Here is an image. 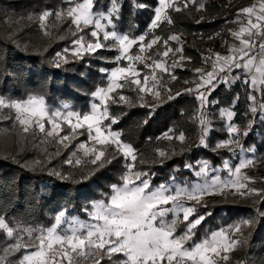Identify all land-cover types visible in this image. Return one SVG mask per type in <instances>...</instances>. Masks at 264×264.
I'll list each match as a JSON object with an SVG mask.
<instances>
[{
	"label": "trees",
	"instance_id": "1",
	"mask_svg": "<svg viewBox=\"0 0 264 264\" xmlns=\"http://www.w3.org/2000/svg\"><path fill=\"white\" fill-rule=\"evenodd\" d=\"M81 1L0 0V98L9 102L34 96L42 98L49 109L67 104L80 114L90 111L94 93L107 82L108 73L101 69L108 70L120 62L116 61L117 48L112 44H105L107 47L95 52L78 51L79 55L77 51H68L73 48V41L87 30L77 28L66 14L59 20L55 16ZM116 4L118 12L112 14L111 26L118 33L131 37L146 34L148 38L162 40L173 33L187 36L188 41L182 43L183 67L174 69L178 81L195 76L196 71L190 68L201 65V51L210 35L230 19L218 0H194L186 8L179 5L180 11L168 8L165 15L172 22L168 23L163 16L153 29L151 22L158 0H116ZM140 4L145 7H139ZM93 5V12H109L112 8L111 0H93ZM45 12L50 15L41 20ZM57 62L60 67H55ZM214 84L215 89L208 93L204 108L229 107L235 101L234 120L242 124L245 93L240 92V85L235 82L226 87L217 81ZM122 90L130 96L129 101H120L114 94L107 103L108 117L104 125L135 150L133 169L147 173L141 179H147L150 186L173 178L180 183H190L196 177L195 170L200 168V160L205 159L210 169L223 166L224 159H230V150L216 144L228 135L222 121L214 120L216 126L205 138L207 146H202L205 123L202 124L201 115L205 109L199 107L194 92L181 91L177 95L171 90L154 106L138 102L137 93ZM257 96L258 108L253 112L251 127L241 147L248 150L254 146L260 152L264 150V110L261 109L264 85L260 86ZM181 134L182 142L178 139ZM45 142L41 131L24 132L17 127L12 108L0 107V218L8 226L46 228L61 211L67 217L88 219L93 202L108 200L111 185L121 184L126 163H133L131 159L126 160L115 145L108 144L103 150L110 162L97 170L90 159H82L77 164L68 156L69 151L74 150L75 139L57 136L48 144ZM160 151L165 152L166 157H161ZM53 173H60L66 179ZM240 206L225 202L194 205L196 212L190 219L200 215L205 219L194 230L192 240L185 244L189 246L236 219L246 207ZM261 210L264 213V199ZM185 226L180 223L175 233L184 232ZM251 240L264 241L262 215L257 218ZM118 260L117 255L111 260L105 255L99 258V264H117Z\"/></svg>",
	"mask_w": 264,
	"mask_h": 264
},
{
	"label": "snow or ice",
	"instance_id": "2",
	"mask_svg": "<svg viewBox=\"0 0 264 264\" xmlns=\"http://www.w3.org/2000/svg\"><path fill=\"white\" fill-rule=\"evenodd\" d=\"M190 0H185L184 7H188ZM72 3V0H69ZM112 8L109 9L107 15L103 12H93L94 7L93 0H84L83 3H75L74 6L67 10V16L72 19V23L77 28L83 26L93 25L95 26L94 31L91 32V36L96 37L95 43L87 44V51L95 52L98 49L105 48L107 45L102 44L99 39V33L104 29V25L101 24V20H107L109 25L112 24V14L118 12L116 0H111ZM160 7L155 9L154 19L151 22V28H156L159 22L164 16L168 23H171L170 17L165 15L166 8H173L175 11L181 9L169 3L168 0H159ZM139 7H145L144 4L138 5ZM201 8L203 5L200 6ZM243 13H253L252 8H245L242 10ZM264 12V9H262ZM50 13L45 12L41 17L42 20L47 19ZM57 17H61L62 13H57ZM257 23H253L249 19L248 24L250 27H242L239 33H233L238 39L241 40L242 47L238 50L241 54V59L248 57L243 64L234 59V57H224L223 65L219 71H231L233 68H242L245 70L244 83L249 84L253 91L256 90L258 79L259 84L264 85V43H260L258 63L256 62V56H249L255 49V43L251 40L242 39L244 33H248L251 38L253 35H264L259 30L255 33L252 29H259V21L264 20V15L257 16ZM111 39L114 45L118 46V51L121 53L120 56L116 57L118 62L122 57H126L129 61L141 60V56L135 57L128 55L129 50L136 43L135 40L130 39L128 35L118 34L115 30L103 31V40L108 41ZM168 39L178 40L177 36H171ZM144 36L139 37V41L143 42ZM159 37L153 39L151 43L140 45V52L143 53L145 48L151 49L153 44H156ZM76 44L82 45V41H75ZM167 43V41H165ZM169 51H164L163 56H168ZM80 53L77 51L76 53ZM57 56H60L58 53ZM221 58L217 57L219 61ZM55 67H60V63H55ZM157 68H164L162 63H156ZM253 68L255 74L253 73ZM106 69H101V72H107ZM199 71V70H198ZM132 73L136 75L134 69L129 67H116L110 72V80L107 88H99L94 94L100 101L105 102L110 99L109 94L114 92L115 89L122 87L118 83L122 78L127 79V74ZM259 74V77L256 75ZM217 79V72H208L207 74H201V83L197 86V91L201 87H205V92L200 93L198 99L200 100L201 106H205L207 103V95L211 90L215 89L214 80ZM229 81L225 78L224 83ZM131 83L140 85L139 79L132 80ZM145 87H140V92L147 91L145 80ZM207 86V87H206ZM191 91V90H189ZM159 96V93H155ZM179 95V93H177ZM171 98V97H169ZM120 101H126L124 96L119 97ZM249 100L253 102L251 111L255 112V100L254 95H249ZM115 102V101H113ZM0 107H10L16 110V119L21 125H24V132L29 131V126L32 123L31 118L36 117L37 125L40 131H44V124L39 123V119L49 116L48 110L44 104L42 98H29L24 103H14L5 105L3 100H0ZM97 105L92 106V112L90 114H84L81 118L80 114L68 112L69 118L75 116L77 123L73 125L74 128H81L87 125L89 129L90 138L93 139L96 144L101 146L108 144H115L117 149H123V155L126 158H131L132 164L126 163L127 171L121 177L122 185H111L112 194L108 197V202L103 201L93 202V211L89 214L91 219L94 221L91 224H84L78 221L72 222V224L63 230L58 231L59 226L64 218L65 213L61 211L56 217V226L48 229H26L29 237L28 241H23L22 237H18L16 242L9 246L10 251H20L22 248L25 249V254L19 261V264H54L57 261V256L62 253L63 258H67L69 264L72 261V255L65 248L71 249V253H75L80 257L86 256L85 249L94 251L100 258L107 255L109 258L114 254H122L125 259L119 262V264H158V261H167V264H185V261H191L192 264H216V261L212 258V254L220 256L221 251L224 253L229 252L239 242L236 239L231 238L227 235V232L232 231L239 232L241 225L248 226L252 224V220L245 219L237 222L234 225L228 226L227 229L221 228L220 230L211 232L210 236L205 237L200 242L193 243L190 248L185 247L187 241L192 240L195 235V229L200 225L205 216L200 215L195 219L190 217L196 212L195 207H187L183 203L184 200H194L200 203L205 195L214 194L216 192H222L224 189L234 187L236 192L245 196L250 193L257 192L256 189H250L248 192L241 191L246 188V185L240 182L239 179L230 181H220L219 177H214L210 182L196 183L190 187L180 185H173L169 187L167 185H160L153 189L147 179H141L142 176H146L147 173L133 172L134 162L136 160L135 150L131 145H124L119 140V134H113L109 131L108 134L102 130L101 123L103 118L108 117L107 105L105 104L103 110L97 112ZM261 109L264 110V105H261ZM28 114L29 118H21L23 114ZM222 115L225 114V110H221ZM229 119H231L232 113H226ZM59 113L51 114L52 117L58 116ZM82 120V122H81ZM115 123V118L112 119ZM201 122L204 124L203 115ZM59 124L53 123V130L59 128ZM94 129L95 135L92 136V130ZM229 133V140L222 142L218 147H228L230 144L239 143L240 135H247V132L240 133L238 128L231 123L227 125ZM48 136H52L53 132L49 131ZM206 135V134H205ZM68 139V137H63ZM181 142L184 140L183 134L178 138ZM202 146H207L205 143V137L201 138ZM80 148L84 150L85 155L88 153L93 154L91 163L96 165V169L103 167L109 163L105 151L98 150L95 147L89 148L85 144H81ZM243 150V149H242ZM254 151V150H253ZM161 157H166V153L163 151L159 152ZM71 162V161H69ZM250 159L243 160L238 167L235 168L234 173L228 162L225 161V167L228 168L230 174L235 175L240 173V170L250 164ZM80 163L79 160L76 161ZM186 167L191 168V165ZM207 164L203 165L200 172L196 175L200 176L206 174ZM60 179H66L60 173H53ZM174 179V178H173ZM248 179V178H245ZM139 181L136 183L135 181ZM169 205H171L169 207ZM169 213H173L174 219L169 221L167 216ZM182 213L183 221H180L179 216ZM264 216V213H260ZM185 223L186 227L182 235H175L176 229L180 223ZM0 229H4L7 232L8 237L13 236V229L9 227L3 218H0ZM54 244L59 245V250H54ZM27 249H32L27 251ZM224 260H227V255L223 256ZM96 264H99L97 259Z\"/></svg>",
	"mask_w": 264,
	"mask_h": 264
},
{
	"label": "rangeland",
	"instance_id": "3",
	"mask_svg": "<svg viewBox=\"0 0 264 264\" xmlns=\"http://www.w3.org/2000/svg\"><path fill=\"white\" fill-rule=\"evenodd\" d=\"M194 0H190L189 3L193 2ZM84 0H82L80 3H83ZM169 3H173L176 6L183 5L185 0H168ZM221 6L228 10H232L234 6H228L229 1L228 0H220L219 1ZM75 5V4H74ZM73 5V6H74ZM158 6L156 8L160 7L159 0H158ZM70 8V7H69ZM166 8L165 10H167ZM61 13V12H57ZM56 13V14H57ZM95 13V12H94ZM105 15L108 14V12H103ZM229 13V12H228ZM67 15V11L62 13L61 17H57V19H61L63 15ZM43 16V14L40 16V18ZM42 20V19H41ZM72 20V19H71ZM228 23H231L230 20L228 19L223 23V25H220V27L214 31L209 38V41L206 43L205 48L202 49L201 54H202V62L201 65L196 67V66H191L190 69L193 71H196L195 76L189 77L187 79H182V80H177L175 78L174 74V69L175 68H182V60L184 59L181 51L182 50V43L188 41V38L186 35L179 34V33H173L171 36H177L178 40H170V39H159L156 44H153L151 49L145 48V51L143 53L140 52V45L141 43L143 44H148L151 43V41L157 37H146V34H141L135 37L129 36L130 39H133L136 41V43L132 46V48L129 50L128 55H131L133 57L139 55L141 56V60H133L129 61L126 57H122L119 60V64L115 67H112L108 69L107 71V82L106 85L103 88H107L110 80V72L111 70L115 69L116 67H129L131 66L136 75H132V73L127 74V79L122 78L120 81H118L119 84L122 85V87L115 89L114 92L110 93V99H113V95L115 94L116 97L119 99L120 96H124L126 98V101L128 102L130 99V96L125 94V92H122L126 89H129L131 93H137V96L139 99L138 102H143L149 105H156L157 103H160L165 99V96L167 97L168 93H170L171 90H175V93L181 92V91H186L189 92L191 90L196 94L198 97L200 93L205 92V87H201L199 91H197V86L198 84L201 83V74H207L208 72L214 71V66L218 69H220L221 64L220 61H223L222 58L218 61L217 57L220 58L221 55H223L226 50L224 46L228 42L226 40L227 38V30L224 28L225 25ZM101 24L104 25V29L99 33V39L102 44H112L114 45V42L109 39L108 41L103 40V31H113L114 29L112 28L111 25L107 23V20H101ZM76 26V25H75ZM83 29V31H86V34H82L78 36L73 42V48L68 49V51H79L82 52V50L87 49V44L88 43H95L97 38L91 36V32L96 30L94 24L93 25H88V26H81L79 29ZM117 32V31H116ZM118 33V32H117ZM121 35H126L125 33H118ZM144 36L145 40L143 42L139 41V37ZM81 40L82 45L76 44L75 41ZM167 41V43H165ZM115 47L118 49V46L115 45ZM169 51L168 56H163L164 51ZM121 53L117 50V56H120ZM156 63H162L164 65V68H157ZM199 70V71H198ZM223 72V71H222ZM139 79L141 81L140 85H136L131 83L132 80ZM223 79V78H222ZM221 79V80H222ZM145 80L147 81V91L145 92H140L139 88L140 87H145ZM217 80V79H216ZM216 80L213 81L216 82ZM223 81V80H222ZM226 87L228 86L229 83H223ZM207 87V86H206ZM241 87V93L244 94V104H243V115H245V120L244 122L238 123L234 120L235 116V111L233 110V107L235 106L236 102L234 101L231 106L229 107H221V108H213L208 104L207 108H204L205 106H201L200 103V108L205 109V112L202 114L204 118V123H205V128L203 135L208 137L212 131V129L216 126L214 123V120H219L222 121V124L224 125L225 130L228 133L227 130V125L231 123L232 125L236 126L239 130L240 133L248 132L250 126V122L252 120L253 116V111H251V107L253 105V102L249 100V95H254L256 97L255 100V107L256 111L258 108L257 105V92L253 91L251 86H246V85H240ZM102 88V87H101ZM259 91V90H258ZM97 92V91H96ZM95 92V93H96ZM158 92L159 96H156L155 93ZM94 93V94H95ZM247 93V94H246ZM94 96V100L91 103V108L90 111L84 114H90L92 112V106L95 104L97 105V112L103 110L104 105L108 103L107 100L105 102L100 101L97 97ZM30 98V97H29ZM29 98L25 100H20V101H5L2 98L0 100H3L5 105L8 104H14V103H24L26 102ZM31 98H37L32 96ZM215 101V100H214ZM200 102V100H199ZM207 104V103H206ZM108 107V106H107ZM47 108V107H46ZM14 113H15V123L17 127H19L21 130L25 127L24 125H21L18 120L16 119L17 113L14 108H12ZM49 116H45L42 119H39V123L44 124L45 130L41 133L44 136V140L46 141L45 143H49L50 139L52 137H71V139L76 140L75 147L73 148L74 150L69 151L68 156L73 159V161L77 160H88L93 158L92 153H88L85 155L84 150L80 148L81 144H85L89 148L95 147L98 150H103L104 146H101L99 144H96V142L90 138L89 135V129L87 128V125H84L81 128H74L73 125H75L78 121L75 116L69 118L67 116L68 112H73V113H78L77 111L71 110L70 106L67 104H62L58 107L49 109L47 108ZM221 110H225V114L222 115ZM227 112H231L232 116L231 119L227 116ZM53 113H59L58 116L52 117L51 114ZM84 114H80L81 118ZM201 115V117H202ZM21 118H29L28 114H23ZM37 119L36 117H32V123L29 126V130L31 129H37L40 131L38 125H37ZM104 120L105 118L102 119L101 127L102 130L105 132V134H108L109 131L113 134H117V132L110 130L107 126L104 125ZM82 122V120H81ZM53 123L59 124V128L53 130ZM49 131L53 132L52 136H48L47 133ZM67 131V132H65ZM206 134V135H205ZM83 135H85L83 137ZM95 135L94 129L92 130V136ZM245 137V135H240L239 136V143L237 144H230L228 147H225L230 150L232 155L229 157L230 159H224L223 166H215L214 168L207 169L206 174H202L200 176H197L196 173L201 171V168L203 165H205L204 160H200V168L195 170V178L190 182V183H180L175 179H171L170 181L166 183H160L155 186H151V188L155 189L159 187L160 185H167L169 187H172L174 184L175 185H180L181 187L188 186L190 187L193 184L196 183H204L206 181L210 182L214 177H219L220 181H230V180H236L239 179L240 182L244 183L246 185V188L241 189V191L248 192L250 189H256L257 192L255 193H250L245 196H241L236 192V189L234 187H229L224 189L222 192H216L214 194L210 195H205L200 203H197L194 200H184L183 203L187 207H194V205L197 204H208V203H228L231 205H245L246 207L243 208V213L238 216L236 219L233 221L228 222L224 227H219V229H215L214 231L220 230L221 228L227 229L228 226L234 225L237 222L245 219H250L252 220V224L248 226L241 225V230L239 232H235L233 229L232 231L227 232V235L230 236L233 239L238 240L239 242L234 246L233 249H231L229 252L224 253L221 251L220 256H215L212 254V258L216 261V264H264V241L262 240H256V241H249L251 237L252 230L255 227V223L257 221V218L260 216V213H262L261 210V201L264 199V150L262 151H256L254 146H251L250 149L244 150L241 147V142L242 139ZM229 133L226 136L224 140H219L216 142L217 146L221 144L222 142L228 141L229 140ZM124 144V143H122ZM115 145V144H113ZM126 145V144H124ZM116 146V145H115ZM243 149V150H242ZM254 150V151H253ZM120 151L123 153V149H120ZM90 155V157H86ZM127 159H131L130 157ZM245 159H250L252 162L248 164L246 167L242 168L240 170V173L232 175L228 171V168L225 167V161L228 162V165L231 167L233 173L236 167L240 165V163L245 160ZM127 171V169H126ZM125 171V172H126ZM133 172H139L137 170L133 169ZM125 174V173H124ZM123 174V175H124ZM248 178V179H245ZM136 183H139V181H135ZM123 183V182H122ZM119 184V185H122ZM112 194V193H111ZM110 194V196H111ZM109 196V197H110ZM102 201V200H99ZM98 202V201H96ZM104 202V201H103ZM108 200L105 201L107 203ZM194 204V205H193ZM171 206V205H169ZM243 207V206H240ZM92 208V207H91ZM93 211V209L90 210V213ZM60 213V212H59ZM58 213V214H59ZM89 213V214H90ZM57 214V215H58ZM56 215V216H57ZM171 221L174 219L173 213H169ZM196 218V217H195ZM179 219L183 221V215L182 213L179 216ZM78 221L84 224H91L94 221L91 219L90 215L88 219H79L76 217H67L64 215V218L59 226H57V230H63L68 228L72 222ZM53 226H56V221L54 220V223L51 226L48 227H41V226H26V225H16V226H9L13 229V236L8 237L7 232L4 229H0V264H19V261L22 259L23 255L25 254V249H21L20 251H10L9 246L14 244L16 242V239L18 237H22L23 241H28L29 237L27 235V232L25 231L26 229H48L52 228ZM186 227V226H185ZM182 233H175V235L179 236L182 235ZM211 234V233H210ZM210 234L208 236H210ZM205 237L201 238L197 242H200L202 239ZM196 243V242H194ZM192 245V244H191ZM191 245H186V248H190ZM54 250H59L60 246L54 244ZM65 248L68 250L70 255H72V261L71 264H93L99 259L100 257L91 250L85 249L86 251V256L80 257L75 253H71V249L67 248V245H65ZM260 248V249H259ZM32 249H27V251H31ZM117 255V264H119L120 261L125 259L122 254H114L112 256ZM227 255L228 259L224 260L223 256ZM106 257H108L106 255ZM111 260V258H109ZM160 261H158L159 263ZM165 264H167V261L164 260ZM54 264H69L67 258H63L62 253H60L57 256V261L54 262ZM175 264V261L173 262ZM185 264H192L191 261H185Z\"/></svg>",
	"mask_w": 264,
	"mask_h": 264
},
{
	"label": "crops",
	"instance_id": "4",
	"mask_svg": "<svg viewBox=\"0 0 264 264\" xmlns=\"http://www.w3.org/2000/svg\"><path fill=\"white\" fill-rule=\"evenodd\" d=\"M228 1H229L228 6H231V7L234 6V8L232 10H228L229 13L226 11L228 14H230L229 20L231 23H228L227 25L224 26V28H226L228 32L227 33L228 36L226 38L228 42L224 46L226 52L223 55H221L220 58H222L223 60L224 57H234L235 60L243 64L245 60L248 59V57L246 56L243 59H241V54L238 51L242 47L241 40L238 39L236 36H234L233 33H239L242 27H245V28L250 27L248 24L249 19H251L253 23H257V19H256L257 16L264 15V12H262V9H264V0H228ZM245 8L253 9V13L251 14V16H249V14L247 13L242 12V10ZM258 23H259V29H252V32L255 33L259 30L261 33H264V20H261ZM241 38L245 40L251 39L255 43L256 47L251 53H249V56H256L257 59H256V62H254V64L258 63L259 56H257V53L259 51L260 43H264V35H259V36L253 35L250 38L248 36V33H244ZM220 64L222 66L223 61H220ZM215 71L217 72V80H216L217 82L224 83V79L226 78L229 81L228 85L236 82L239 85L250 86V82L249 84L244 83L245 70L242 68H233L231 71L222 72V71H219V69L215 67ZM252 74H255L254 68H253V73H251L250 75ZM256 75L259 77V74H256ZM260 86L261 85L259 84V79H258L257 87L255 90L256 92H258ZM168 216L170 219L169 214ZM158 264H165V262L160 261Z\"/></svg>",
	"mask_w": 264,
	"mask_h": 264
}]
</instances>
